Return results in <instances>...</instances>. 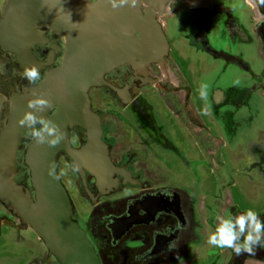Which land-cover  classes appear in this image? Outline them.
Returning a JSON list of instances; mask_svg holds the SVG:
<instances>
[{
  "label": "rangeland",
  "instance_id": "rangeland-1",
  "mask_svg": "<svg viewBox=\"0 0 264 264\" xmlns=\"http://www.w3.org/2000/svg\"><path fill=\"white\" fill-rule=\"evenodd\" d=\"M235 6L233 16L238 23L229 17L235 29L228 33L218 29L217 25L226 19L223 13L214 16L210 24L214 34L209 36L210 41L221 52H199L189 47L184 36L186 25L176 22L174 36L169 31V15L165 14L161 17L164 24L159 27L171 50H167L166 43V52L159 60L137 62L134 70L126 67L127 61L114 64L86 87L88 107L99 114L100 120L93 114L99 136L101 129L105 138L108 135L107 144L111 145L103 144V149L108 171L117 180L93 198L89 182L61 149L56 150L54 164L70 204L69 217L80 228L86 226L89 236L97 238L94 245L82 228L100 264L95 250L100 242L101 251H106L103 264H264V247H257L254 255L238 256L231 249L207 244L218 215H236L251 208L264 220V20L258 34V20L252 19L248 4L238 0ZM175 60L179 61L176 67ZM201 82L209 85L206 102L198 95ZM136 83L140 85L134 89ZM133 92L140 96L143 107L152 108L161 121L164 142L137 135L139 126L134 119L129 120L125 110L129 107V93ZM7 109V97L0 96V129ZM169 109L177 114L173 116ZM205 109L207 115L202 114ZM29 132L21 128L17 133L12 178L32 197L28 170L22 160L23 150L32 138ZM73 167L77 170L73 171ZM61 171L66 174L59 175ZM116 173L128 178L118 179ZM141 186H166L182 194L188 224L180 235L178 253L173 256H143L144 232L124 240L122 246L128 245L124 251L107 242L108 229L96 216L104 211H94V207L102 205L101 210L106 206L107 210L118 211L130 193ZM0 264H59L12 207L1 201Z\"/></svg>",
  "mask_w": 264,
  "mask_h": 264
},
{
  "label": "water",
  "instance_id": "water-1",
  "mask_svg": "<svg viewBox=\"0 0 264 264\" xmlns=\"http://www.w3.org/2000/svg\"><path fill=\"white\" fill-rule=\"evenodd\" d=\"M139 1V0H138ZM0 17V48L22 56L32 22H43L64 35L62 57L48 69L28 95L44 96L54 106L48 115L64 132L65 125L84 128L85 141L74 148L63 139L55 147L34 138L23 150L32 197L12 178L18 118L27 101L12 96L10 109L0 129V201L14 210L42 240L59 264H100L82 228L69 217L70 204L57 178L49 175L56 150H63L77 168L83 166L96 179H104L107 159L99 138L96 118L90 112L86 87L102 71L122 61L137 58L157 61L166 52V39L151 13L127 6L113 9L108 0H5ZM24 43V44H23ZM83 89V90H82Z\"/></svg>",
  "mask_w": 264,
  "mask_h": 264
},
{
  "label": "flooded vegetation",
  "instance_id": "flooded-vegetation-1",
  "mask_svg": "<svg viewBox=\"0 0 264 264\" xmlns=\"http://www.w3.org/2000/svg\"><path fill=\"white\" fill-rule=\"evenodd\" d=\"M4 2L5 0H0V17H3L2 10ZM235 2H238V0H139L138 7L142 14L151 13L152 17L158 21L161 28L164 24V20L161 17L162 15L168 14V24L171 23L168 25L169 31L172 32L174 36L177 33L175 23L181 24L183 22L187 28L184 32L186 44L195 51L200 52L204 50L210 53H218L221 51L215 50L210 41L212 35L210 24L214 16L223 13L226 19L221 24L217 25V27L220 31L223 30L222 32L224 33L232 31L234 24L230 25V18L232 17V20L238 23L237 18L234 17V12L237 8ZM242 2L245 6L248 4L249 10L252 12V19L255 18V20H258L255 30L257 29V33L261 34L260 27L264 20V4H261L259 0H242ZM255 14H257L256 17ZM28 31L29 36L24 42L26 52H24L22 56H15L14 52L2 50L0 48V96L7 97V111L10 109L12 96H18V98L22 97L24 100L30 99L28 92L29 87L32 85L23 77L25 66H38L39 70L42 71V78L48 69L59 64L62 57L64 46L63 33L53 30L43 22H32ZM166 43L167 50H171L168 46V39H166ZM172 56L174 57V55H171V58ZM175 61L174 64L176 67L179 61ZM137 62L140 63L141 61L136 58L130 62H125V64H127L126 67H130V69L133 68L134 70V65L137 64ZM15 71L18 72L17 75ZM108 72L110 71L108 70L106 73ZM130 73H132V70ZM123 79L125 80V78ZM139 80L142 83V79L139 78ZM138 83L133 86L134 89H137V85H140ZM129 97V107L128 110L125 109L126 115L130 117L129 120L134 119L139 126V129L136 131L137 135H142V137L147 140L154 138L153 140L158 143L164 142L166 140L165 133L163 130H160L161 127L159 125L161 121L157 118L153 109L145 105L143 107L141 101L138 100L140 96L137 92H133V94L129 93ZM53 110L54 106L51 105L46 108V114L50 115ZM184 110L185 108H182L183 112ZM169 111L173 116L177 114L173 109H169ZM90 112L95 114V116L99 115H96L95 111L90 110ZM165 115L168 116V113ZM97 118L100 120L99 116H97ZM64 129L65 142L67 145L78 148L84 143L85 133L83 127L71 124L66 125ZM73 129H77L76 132L72 133ZM177 133L181 134L180 131H174L173 134ZM101 135L102 136H99V138L103 146V144L108 143L106 140L108 135L105 138L102 129ZM72 136H74L75 143H71L73 140L71 139ZM146 141H144V144H146ZM109 145L111 144H107V146ZM61 152L68 157L63 150ZM77 169L83 174L84 180L89 182L90 189H92L90 192L92 193L91 197L94 195L96 198L101 191H106V189L111 187L110 185H112V182L117 180L114 179L115 177L111 171H103L105 172L104 179L97 180L96 176L87 171L83 166H78ZM125 174L127 173L125 172ZM115 176L122 180L128 178L120 173H116ZM120 183L123 184L125 182L120 181ZM130 194L131 196L124 200L122 207L117 209L118 211L113 212V210H107L106 206L104 210H101L103 207L102 205L94 207V211H104L103 214H98L96 216L105 222L108 229L109 238L107 242L115 244L117 247L121 246L119 247L120 250L124 251L128 246L126 243H124L125 246H122L124 240L132 238L130 235L144 232V237L141 238V245L144 247L142 252L143 256L154 259L155 257L164 258L167 255L173 256L178 253L179 249L177 246L180 242V235L188 224L184 207L181 204L182 194L166 186L163 188H161V186L154 187L153 189L147 186H141L138 187L137 192H132ZM82 228L86 233L88 232L86 226ZM87 234L88 238H90V240L92 239V243H95V241L97 242L95 236H89V232ZM96 245L100 247H96L95 250L103 264L106 260L104 259L105 256H103L106 251H101V249L103 250L101 242Z\"/></svg>",
  "mask_w": 264,
  "mask_h": 264
},
{
  "label": "clouds",
  "instance_id": "clouds-1",
  "mask_svg": "<svg viewBox=\"0 0 264 264\" xmlns=\"http://www.w3.org/2000/svg\"><path fill=\"white\" fill-rule=\"evenodd\" d=\"M113 9L127 6L136 8L138 0H108ZM264 4V0H259ZM23 77L30 85H37L41 81V73L36 65L24 67ZM83 90V89H82ZM209 85L201 82L198 87L199 98L208 100ZM50 104L44 96H33L27 101V108L18 118V125L30 130L29 134L39 143H47L50 147H55L64 139V132L51 120L45 119L37 112H43ZM202 114L207 115V110ZM75 139L71 143H75ZM70 167L69 165L65 166ZM73 171L77 169L72 168ZM66 174L61 171L59 175ZM49 175L56 176V165L50 164ZM215 227L207 236V244L213 248L231 249L236 255L247 253L254 255L257 247H264V220L254 209H246L236 215H218L215 217Z\"/></svg>",
  "mask_w": 264,
  "mask_h": 264
}]
</instances>
